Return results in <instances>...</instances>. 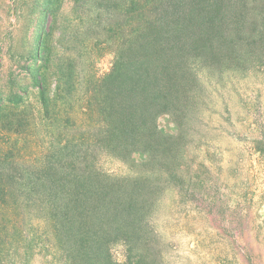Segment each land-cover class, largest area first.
Instances as JSON below:
<instances>
[{"label":"trees","instance_id":"trees-1","mask_svg":"<svg viewBox=\"0 0 264 264\" xmlns=\"http://www.w3.org/2000/svg\"><path fill=\"white\" fill-rule=\"evenodd\" d=\"M53 8L49 1L36 20L31 56L48 119L47 68L53 49L65 43ZM104 8L108 18L95 28L105 40L97 38L96 46L109 44L112 66L75 111L83 129L72 131L78 120L63 103L56 134L62 143L42 148L38 168L0 161V204L10 199L20 212L10 236H20L26 248L30 240L45 245L57 239L65 264H157L146 206L154 160L168 141L160 119H170L180 137L197 114L205 71L264 63V0H108ZM60 74L70 100L73 71L60 62ZM136 153L142 163L132 161ZM98 154L129 164V171L104 172ZM27 208H43L50 217L26 228ZM117 243L126 247L123 263L112 255Z\"/></svg>","mask_w":264,"mask_h":264},{"label":"rangeland","instance_id":"rangeland-1","mask_svg":"<svg viewBox=\"0 0 264 264\" xmlns=\"http://www.w3.org/2000/svg\"><path fill=\"white\" fill-rule=\"evenodd\" d=\"M49 1L65 43L53 49L47 68L48 119L31 56L36 20ZM107 3L0 0V161L16 159L24 168H38L44 162L42 148L62 143L56 134L63 103L69 102L78 120L72 131L83 129L75 111L112 66L109 44L96 46L97 38L105 40L95 27L108 18ZM60 62L73 71L70 100L62 93ZM201 83L197 114L180 137L170 119L159 122L168 141L165 153L160 149L154 160L146 206L157 264H264V63L205 71ZM132 161L142 163L143 154L136 153ZM97 166L117 175L130 167L102 154ZM9 201L0 204V264H65L57 239L45 245L29 239L26 248L20 236H10L20 212ZM45 217L50 214L43 208H27L22 224L30 228L32 220ZM125 250L123 243L114 245V259L123 263ZM25 251L26 260L21 258Z\"/></svg>","mask_w":264,"mask_h":264}]
</instances>
